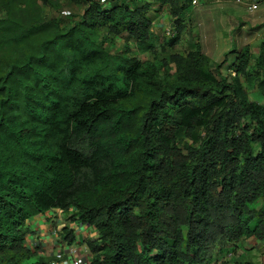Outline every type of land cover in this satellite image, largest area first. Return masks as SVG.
<instances>
[{
  "label": "trees",
  "instance_id": "1",
  "mask_svg": "<svg viewBox=\"0 0 264 264\" xmlns=\"http://www.w3.org/2000/svg\"><path fill=\"white\" fill-rule=\"evenodd\" d=\"M69 2L63 25L44 15L60 0H0V264L49 263L25 225L50 209L98 231L92 264H228L264 240V104L243 80L264 95V36L225 73L175 50L192 0Z\"/></svg>",
  "mask_w": 264,
  "mask_h": 264
},
{
  "label": "crops",
  "instance_id": "2",
  "mask_svg": "<svg viewBox=\"0 0 264 264\" xmlns=\"http://www.w3.org/2000/svg\"><path fill=\"white\" fill-rule=\"evenodd\" d=\"M67 2L71 3L69 0ZM76 6L83 10V6ZM194 6L195 9L201 7L199 10L201 13L196 14V10H194L187 14L184 33L175 48L180 52H186L200 45L202 50L213 60L227 58L233 61L235 54L231 53V50L238 49L239 44L244 42L242 35L246 33L244 30L241 35L242 31L237 26L242 23L241 28L245 29L248 24H246V20H243L244 12H247L245 6L235 3L234 0H198V4ZM262 11L264 12V9ZM253 20H255L254 24L264 23V13L254 16ZM224 23L230 25L225 26ZM169 26H173V21L169 12L164 10L153 20L152 30L161 36L166 34ZM263 36L264 31L261 32L255 46H252L254 41L251 43L250 48L253 54L258 53ZM248 44L249 41H246L242 47ZM227 53L228 55L225 57ZM143 55L146 54H141V56ZM25 226L30 231L27 236L28 246L49 260L63 244L61 238L65 227L74 230L79 245H83L89 238L99 236L93 226L72 221L68 219L66 212L59 209H50L35 215L27 220ZM82 256L85 264H92L93 253L91 251L82 250ZM232 257L233 260L228 264H264V240L254 237L243 240L237 254Z\"/></svg>",
  "mask_w": 264,
  "mask_h": 264
},
{
  "label": "rangeland",
  "instance_id": "3",
  "mask_svg": "<svg viewBox=\"0 0 264 264\" xmlns=\"http://www.w3.org/2000/svg\"><path fill=\"white\" fill-rule=\"evenodd\" d=\"M60 1L62 2V8L61 9H55V8L50 7L49 5H45L44 6V15L46 17H51V18L52 17H58L63 25L71 24L78 17V15L82 13V10H81V8L79 9V7H77L73 3H68L67 0H60ZM157 7H158V4L156 2H153L151 8L155 9ZM189 9H190L189 12H193L194 10H196L195 11L196 14H200L201 13V12L199 13V10L201 9V7H199L198 9H195V6L193 4L190 5ZM263 9H264V2L261 3L259 9H257L256 11H254L252 13L248 12L246 10L247 12H244L245 18L243 19V20H246L245 21L246 24L248 23L246 28L245 29L241 28V25H243L242 23L237 26V28L242 31V32H240V34L241 33L243 34V31L246 30L247 34L244 33L243 35L242 34L241 35H242V40H244V42L249 41V44H248L249 46L251 45V43L253 41L254 42L252 43V46H255V44L257 43V40L261 36V32L264 31V23H262V24H260V23L254 24L255 20H253L254 16H257V15H260V14L264 13L262 11ZM152 12L156 14L155 11H152ZM159 13H161V11L157 12V14L154 16V19L157 18ZM5 15H6V13L4 12L2 6H0V16L4 17ZM224 25L225 26H229L230 24H225L224 23ZM244 42H242V44ZM242 44H239L238 49H240L242 47ZM123 45H124V39H122L120 37H117L114 43H109L108 47L111 50H113L114 52H117V51H119V50H121L123 48ZM131 45L133 46V52L137 56L142 57V58L146 57V55L141 56V54L138 53V50L136 49L134 43L133 44L131 43ZM175 50H177V49L175 48ZM159 51H160V49H158V52ZM222 60L223 59H220V60L216 61V60L212 59V61L216 62V63L221 62ZM231 64H232V61H230L229 59H226L225 64L223 65L224 68H222L223 72L227 73L229 71L228 67H230ZM243 80H244V82L246 84V87H247V90H248L250 98L252 100H256V101L264 104V95L257 89L255 81H251V80L247 81V79L245 77H243ZM67 217L69 219L68 214H67Z\"/></svg>",
  "mask_w": 264,
  "mask_h": 264
},
{
  "label": "built area",
  "instance_id": "4",
  "mask_svg": "<svg viewBox=\"0 0 264 264\" xmlns=\"http://www.w3.org/2000/svg\"><path fill=\"white\" fill-rule=\"evenodd\" d=\"M234 2L244 5L246 10L252 13L259 9L261 3L264 2V0H234ZM192 4H198V0H192ZM166 35L171 37L175 35V29L173 26L168 27L166 30ZM61 240L63 242L62 246L54 252V256L49 260L48 264H85L83 262L82 250L90 251L86 241L83 245H79L77 241L75 243L69 244L66 242V240H64L63 237Z\"/></svg>",
  "mask_w": 264,
  "mask_h": 264
}]
</instances>
